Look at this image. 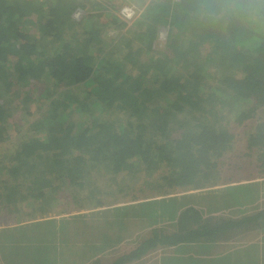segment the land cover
I'll return each instance as SVG.
<instances>
[{"label": "trees", "instance_id": "obj_1", "mask_svg": "<svg viewBox=\"0 0 264 264\" xmlns=\"http://www.w3.org/2000/svg\"><path fill=\"white\" fill-rule=\"evenodd\" d=\"M142 1V13L113 47L104 35L119 20L101 1L0 0V190L9 192L0 201V227L13 207L18 238H36L31 228L46 221L29 220L56 205V189H84L91 169L111 183L135 170L158 187L202 189L217 180L234 148L235 123L257 120L248 149L264 177V0ZM89 3L95 12L86 11ZM77 9L89 13L79 22ZM160 30L167 33L163 46ZM73 87L84 96L65 92ZM24 112L39 115L33 135L8 148V123ZM77 113L83 118L68 120ZM107 195L115 201V192ZM181 214L185 232L154 231L115 264L264 217L262 211L209 228L199 211ZM16 244L12 254L34 264L37 241Z\"/></svg>", "mask_w": 264, "mask_h": 264}, {"label": "rangeland", "instance_id": "obj_2", "mask_svg": "<svg viewBox=\"0 0 264 264\" xmlns=\"http://www.w3.org/2000/svg\"><path fill=\"white\" fill-rule=\"evenodd\" d=\"M89 2L101 1L102 6H107V14L114 16L119 22L117 25H112L107 28L105 33L106 39H108V45L114 47L125 36L127 28L135 24L136 19L133 22H124L119 17L120 9L126 4H132L138 7L141 11L140 5L146 4L142 0H87ZM108 3H105L107 2ZM151 0H146L150 2ZM112 6H108L112 4ZM92 4L87 5L86 11H93ZM89 14V13H88ZM88 14L84 11L81 20L85 19ZM111 18V16H110ZM123 24V26L121 25ZM163 30H160V32ZM159 32V46H163L166 41L167 33H164V38L160 37ZM112 40V42L110 41ZM58 44H60L58 42ZM56 48L53 47L52 53H55ZM124 52V48L119 49ZM39 88V87H38ZM75 88V89H74ZM23 89L22 91H24ZM66 93H74L77 96H84L83 92H75L80 90L79 88H67ZM65 93V94H66ZM37 91L34 89L33 95L36 96ZM38 105L31 106L30 112L38 111ZM25 108V107H23ZM69 108V107H68ZM67 108V109H68ZM66 109V110H67ZM83 111V110H82ZM69 112V111H68ZM36 114V113H35ZM39 115H26L17 113L15 120L18 121L19 126L23 127L19 130L16 129V124L13 123L14 118L9 121L8 129L12 132L11 137L5 141V146L12 148V146H19L24 140L30 138L33 134L28 130L31 129L34 121L37 120ZM70 116V115H69ZM69 121L75 120L78 122L83 115L80 113L71 114ZM228 119V118H227ZM231 121V119H229ZM233 121L230 122V124ZM257 124L255 121L248 120L243 124L237 123L230 125V131L236 137L234 148L227 154V157L223 159V166L217 170L219 178H222L205 192L218 193L223 186L221 182L227 181L228 178H233V182H246L248 180H254L259 178L258 168L255 167L256 156L248 149V139L254 135V126ZM15 130H19L16 134ZM252 154L251 157L248 155ZM92 170V171H91ZM89 170L88 180L92 182H85L84 189L76 187L64 186L65 192L61 193L62 187L56 189L54 197L58 198L56 205L50 209H45V212H40L36 218L30 219L31 221L45 220L41 224H45L41 227H34V233L36 238H30L28 235L18 238V229H12L16 227L17 222L11 221V213L8 215V211L13 207L6 209V214L3 215L4 222L10 220L3 230H0V257L4 253L8 255L3 258V264H31V260H24V254H12L8 248L13 244L15 247L19 241L22 245L29 244L32 246L34 241H37L40 252L36 253L33 257L34 264H104V261L111 258L112 254L118 252L117 249L105 250L99 248L100 244L115 242V246L121 244H132L135 241H144L147 237L151 236L149 228L154 226L156 229L162 228L164 222L170 217L176 215L178 207L170 206V208H164V202L169 199H181L186 194L192 193L188 189H175L171 190L166 188L165 185L158 187L155 184V180L151 179L144 172H131L126 174L124 179L111 183L108 174L103 172H95L93 169ZM24 179L29 178H21ZM79 181V180H78ZM251 182V181H250ZM59 183V182H57ZM91 183H94L92 185ZM58 185V184H55ZM93 190L94 192H89ZM122 190V192H120ZM115 192V201H113L107 193ZM8 191L2 192L0 190V201L5 198V194ZM72 193V194H71ZM106 194V195H103ZM4 196V197H3ZM7 198L5 199L6 202ZM52 204V203H50ZM141 204V205H140ZM145 204V205H144ZM59 208V206H61ZM140 205V206H139ZM2 204H0V214ZM5 207V206H3ZM176 209V210H175ZM48 210V211H47ZM14 212V211H13ZM3 217H1L3 219ZM1 219V220H2ZM13 226V227H12ZM9 227V229H8ZM164 227H168L167 225ZM1 228V227H0ZM147 229L149 231H147ZM16 234L17 237H13ZM8 243V245H7ZM24 243V244H23ZM26 243V244H25ZM6 245L8 247H6ZM20 246V245H19ZM23 247V246H22ZM43 251V252H42ZM13 252V251H12ZM38 252V249H37ZM20 255V256H19ZM31 257V256H30ZM31 259V258H30ZM28 262V263H27Z\"/></svg>", "mask_w": 264, "mask_h": 264}, {"label": "crops", "instance_id": "obj_3", "mask_svg": "<svg viewBox=\"0 0 264 264\" xmlns=\"http://www.w3.org/2000/svg\"><path fill=\"white\" fill-rule=\"evenodd\" d=\"M222 178H217L220 181ZM210 182L202 189L191 188L179 199H169L164 202V208L178 207L176 215L164 222L162 228L150 229L152 237L154 231L163 232L167 235H175L185 232L186 228L181 226V212L193 208L201 213L203 220L201 225L214 226L221 221H239L246 217H251L264 211V177L244 182H233V178L221 182L223 189L218 193L205 192L207 186L214 185ZM251 181V182H250ZM176 210V209H175ZM200 225V226H201ZM4 225L0 230H3ZM31 228V227H28ZM197 230V225L189 227ZM33 230V228H31ZM147 231H149L147 229ZM142 241H135L132 244H121L115 246V242L100 244L99 248L105 250L117 249L116 254L104 261V264H115V262L130 250L136 248ZM24 244V243H23ZM8 245V243H7ZM6 245V247H8ZM13 244L8 248H12ZM27 247V245H24ZM21 247V246H19ZM11 253H13L11 251ZM24 254V253H23ZM8 253L0 257L2 262ZM26 256L24 255V260ZM27 259V258H26ZM26 261V260H25ZM129 264H264V217L253 220L250 223L240 226L230 225L224 235H214L211 240L201 238L194 242L180 243L170 247H160L156 251L150 252L141 259Z\"/></svg>", "mask_w": 264, "mask_h": 264}, {"label": "built area", "instance_id": "obj_4", "mask_svg": "<svg viewBox=\"0 0 264 264\" xmlns=\"http://www.w3.org/2000/svg\"><path fill=\"white\" fill-rule=\"evenodd\" d=\"M141 13L142 11L135 5L126 4L120 9L119 17L122 21L129 23V22L135 21L140 16ZM83 14H84V11L82 9H77L75 13L73 14V18L76 20H81L80 18L83 16ZM162 32L166 33V31L163 30L160 32V37L164 38L165 36H164V33Z\"/></svg>", "mask_w": 264, "mask_h": 264}]
</instances>
